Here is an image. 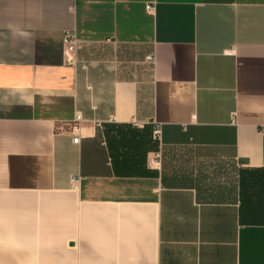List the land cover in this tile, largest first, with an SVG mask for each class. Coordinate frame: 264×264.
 Listing matches in <instances>:
<instances>
[{"label": "crops", "instance_id": "obj_1", "mask_svg": "<svg viewBox=\"0 0 264 264\" xmlns=\"http://www.w3.org/2000/svg\"><path fill=\"white\" fill-rule=\"evenodd\" d=\"M0 264H264V0H0Z\"/></svg>", "mask_w": 264, "mask_h": 264}, {"label": "built area", "instance_id": "obj_2", "mask_svg": "<svg viewBox=\"0 0 264 264\" xmlns=\"http://www.w3.org/2000/svg\"><path fill=\"white\" fill-rule=\"evenodd\" d=\"M146 9L149 12H154L155 4L154 3H147ZM64 41H65V44L67 46V51L70 53H73L78 46V40L76 39V37L71 32L67 31L65 33ZM77 118H78V120H80L79 117H77ZM72 132L75 135L73 137V140L78 141L79 140V134H80V127L75 125L72 128ZM154 133H155L156 138H161V126L159 124H156L154 126ZM161 161H162V152L161 151L155 152L154 155L149 159V162L153 167H160ZM77 178L79 179L80 176H77Z\"/></svg>", "mask_w": 264, "mask_h": 264}, {"label": "rangeland", "instance_id": "obj_3", "mask_svg": "<svg viewBox=\"0 0 264 264\" xmlns=\"http://www.w3.org/2000/svg\"><path fill=\"white\" fill-rule=\"evenodd\" d=\"M177 159H179L178 156L174 155L173 157L171 156V159H167V161L171 162V161H176Z\"/></svg>", "mask_w": 264, "mask_h": 264}]
</instances>
